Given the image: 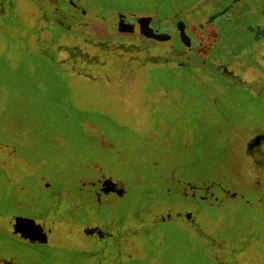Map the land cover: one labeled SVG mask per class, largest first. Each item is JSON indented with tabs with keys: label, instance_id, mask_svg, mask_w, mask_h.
I'll return each mask as SVG.
<instances>
[{
	"label": "rangeland",
	"instance_id": "rangeland-1",
	"mask_svg": "<svg viewBox=\"0 0 264 264\" xmlns=\"http://www.w3.org/2000/svg\"><path fill=\"white\" fill-rule=\"evenodd\" d=\"M146 2L166 19L154 12L115 11L80 24L81 33L63 34L58 47L38 41L45 32L25 36L24 29H10L29 40L27 52L64 68L69 91L67 96L60 91L63 107L49 89L37 87L32 97L18 98L14 88L21 84L24 92L34 73L0 29V260L5 264H264L260 207L236 198L220 205L195 203L177 193L183 183H214L219 176L237 185L228 167L229 160H237L234 138L264 124V37L257 40L246 29L264 25V0H236L231 10V0ZM223 5L222 15L235 12L238 18L211 15ZM15 10L24 26L35 24L33 0H16ZM145 15L159 31L184 22L186 34L201 41L191 39L189 60V46L177 33L157 39L139 33L137 25L133 32L121 26ZM106 30L109 36L103 37ZM35 70L45 73L44 80L51 78L48 66ZM147 76L150 82L144 84ZM10 143L21 160L6 153ZM101 175L123 182V193L105 194L98 203L91 189L97 190ZM187 210L194 218L180 215ZM36 233L45 236L43 254L25 247Z\"/></svg>",
	"mask_w": 264,
	"mask_h": 264
},
{
	"label": "trees",
	"instance_id": "trees-1",
	"mask_svg": "<svg viewBox=\"0 0 264 264\" xmlns=\"http://www.w3.org/2000/svg\"><path fill=\"white\" fill-rule=\"evenodd\" d=\"M34 7L36 9V17L35 24L31 27H26L23 25L21 21V14L15 10L16 0H0V20L2 21V27L0 29L3 30V36L7 40L9 44H13V46L19 47L17 50L21 53V57L24 60H29V64H31L30 68L34 75L30 77V80L27 83V87H25V91L21 92L22 85L14 88L17 91L18 98H30L32 97V91H36L38 89L45 90L49 89L50 95H56L57 99H59V105L61 107L65 106V96H67L69 87L66 82V74L63 72L64 68L60 67L59 63L51 60L46 61L47 59L44 55L37 52L36 55L27 52L30 48L29 40L22 39L18 37L16 34H11L10 32L15 28L16 30L24 29L26 32L21 33L22 35L29 36L30 33H34L38 35L40 32H45L47 35L42 38L38 37V41L40 43H44L46 45H53L58 47V40L64 34L66 35H74L81 33L79 28L80 24L85 26L89 25L92 19L102 20L109 15L108 13L113 12H154L156 13V17H161V13H159L157 9H155L152 5H143L142 3L147 4L146 1L149 0H33ZM236 0H232L235 2ZM139 2V3H138ZM136 4V5H135ZM87 14L93 15V17H87ZM75 16V17H74ZM70 17L73 20H71ZM70 19V20H69ZM229 20V19H227ZM70 21L72 23H70ZM42 22V24L40 23ZM76 25V28H75ZM105 25V24H104ZM106 27V25H105ZM248 30V29H247ZM108 30H106V34H103V37L109 36ZM147 39H144L146 42ZM152 44L154 41L148 40ZM149 44V43H148ZM147 44V45H148ZM40 45V44H39ZM15 46V47H16ZM118 45L117 47L119 48ZM14 47V48H15ZM20 47H23L20 50ZM41 48V47H40ZM76 48H78L76 46ZM42 50V49H41ZM42 52V51H40ZM73 57V56H72ZM70 57V58H72ZM48 66L50 73L48 72L51 78L44 80L43 75L45 73L38 72L35 69L39 67ZM127 68V67H126ZM129 68V67H128ZM50 79L54 82L50 84ZM150 76H147L145 80L149 81ZM49 80V81H48ZM34 81V82H32ZM150 82V81H149ZM50 84V85H49ZM32 90V91H31ZM33 91V92H34ZM61 92L65 93V96H61ZM55 92V94H54ZM42 93V92H41ZM61 96V99H60Z\"/></svg>",
	"mask_w": 264,
	"mask_h": 264
},
{
	"label": "flooded vegetation",
	"instance_id": "flooded-vegetation-1",
	"mask_svg": "<svg viewBox=\"0 0 264 264\" xmlns=\"http://www.w3.org/2000/svg\"><path fill=\"white\" fill-rule=\"evenodd\" d=\"M233 5L234 4H232V7L230 6V10L234 8ZM224 6L225 5L219 7L218 9H215V11L211 13V15L222 14L224 12ZM229 14L230 15L228 16L227 19L231 21L236 20L239 16V14L235 12L234 13L229 12ZM259 25L261 27L264 26L261 24ZM172 27L177 28V22L175 24H172ZM249 31L255 34L254 31L252 30ZM146 35H151V33H148ZM188 36L190 37V39L194 38L195 40H197L198 43H201V41L197 39V37H192L191 35ZM177 38L179 39L180 43H182L179 34H177ZM157 39H163V38H157ZM194 45L191 44V46L185 48L186 49L185 52L189 53V55H186L188 60L190 56L193 55L192 53L194 51ZM219 68L223 69L224 66H220ZM148 82L149 81H146L144 82V84H147ZM241 82L243 81L241 80ZM243 84L244 86L247 85L246 87H248V84H246L245 82H243ZM242 133L243 135L240 139L237 136H235L234 138V142L238 147V149L235 151L237 154V160L235 161L229 160L228 162L229 163L228 167L231 170V173H235L236 175L235 178L237 182L236 187L234 188L230 183L226 182L223 179V177L219 176L217 179H214L215 180L214 183L207 182L204 179L197 182H187L185 184L183 183L181 184L180 187H178L177 193L179 194V196H181L184 199L194 201L195 203L213 201L219 205L226 200L236 198L237 202H241L247 206H252L256 208L260 207V209L264 211V124H260V125L254 124L252 127L245 129V131L242 130ZM230 137L231 135L225 137V143H229ZM228 146L230 147V145ZM96 184H97L96 186L97 190H94L93 187V189H91V192L93 195H95L97 200H99L98 203L102 202L103 195L108 194L119 197L123 193V190L125 189L124 188L125 184L123 182L117 181L115 179H110L102 175L98 177V181L96 182ZM215 186L217 188V192L215 189H213ZM80 188L83 189L85 187L82 186ZM232 189L235 190V193H231ZM249 193H253V198ZM187 213H190L191 216L186 217L185 214ZM181 214L188 219H190L191 217L194 218V214L190 210L184 211L183 213L181 212L180 215ZM80 219L82 220V218L80 217L74 218L76 222H80ZM38 227L39 229H42L41 225H38ZM108 234H110V231L109 232L106 231L104 235L107 236ZM42 237L43 235L41 236L36 233L35 235H33V238L31 240L30 239L25 240L26 242L25 247L28 250L31 249L33 252L43 254V252L41 251L42 246H40L41 245L40 243L42 242V240L45 241L44 238L45 236L43 238ZM213 242L214 245L218 243L216 239H214ZM90 252L92 251L90 250ZM0 264H5V263L2 260H0ZM6 264H8V261H6ZM68 264H80V263L77 262V263H68ZM125 264H130V263H125Z\"/></svg>",
	"mask_w": 264,
	"mask_h": 264
},
{
	"label": "water",
	"instance_id": "water-1",
	"mask_svg": "<svg viewBox=\"0 0 264 264\" xmlns=\"http://www.w3.org/2000/svg\"><path fill=\"white\" fill-rule=\"evenodd\" d=\"M231 4H233L232 1L228 3V6ZM220 15H222V14H220ZM215 16H214V18H215ZM222 16H224L223 20L227 19V17L225 15H222ZM158 22H161V21H158ZM135 25H137L139 33H145V34L151 33V36L154 38H165V37H170V33L173 32V33L179 34L180 40L184 45L191 46V44H192L191 39L189 38V36L185 32L184 22L181 20L177 21V28H175V27L171 28L172 31H159L158 27H155L153 25L152 17L149 15L138 16L135 18L133 17L130 21H126V22H124V20H123L122 24H121L123 29L126 30L127 32L135 31ZM167 26H170L169 22L167 23ZM246 29L254 31L255 32L254 38L257 40L261 37H264V26L261 27L259 24L247 25ZM3 141L13 142L12 140H3ZM163 141L166 142V140H163ZM10 145H11V149H9V150L6 149V151H7L6 153L11 157L18 156V154H17L18 149H17L16 144L10 143ZM4 146L6 147V144H3V142H2V147H4ZM18 157L21 160V157L20 156H18ZM186 217H189V214H186Z\"/></svg>",
	"mask_w": 264,
	"mask_h": 264
}]
</instances>
